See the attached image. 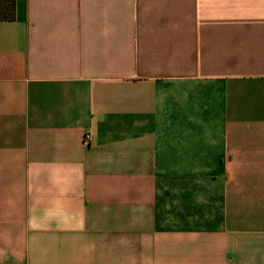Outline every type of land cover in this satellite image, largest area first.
<instances>
[{
	"label": "crops",
	"instance_id": "obj_1",
	"mask_svg": "<svg viewBox=\"0 0 264 264\" xmlns=\"http://www.w3.org/2000/svg\"><path fill=\"white\" fill-rule=\"evenodd\" d=\"M0 264H264V0H16Z\"/></svg>",
	"mask_w": 264,
	"mask_h": 264
},
{
	"label": "trees",
	"instance_id": "obj_2",
	"mask_svg": "<svg viewBox=\"0 0 264 264\" xmlns=\"http://www.w3.org/2000/svg\"><path fill=\"white\" fill-rule=\"evenodd\" d=\"M16 0H0V22L13 21Z\"/></svg>",
	"mask_w": 264,
	"mask_h": 264
},
{
	"label": "built area",
	"instance_id": "obj_3",
	"mask_svg": "<svg viewBox=\"0 0 264 264\" xmlns=\"http://www.w3.org/2000/svg\"><path fill=\"white\" fill-rule=\"evenodd\" d=\"M92 140V135L90 132H85L84 136H83V143L88 145Z\"/></svg>",
	"mask_w": 264,
	"mask_h": 264
}]
</instances>
